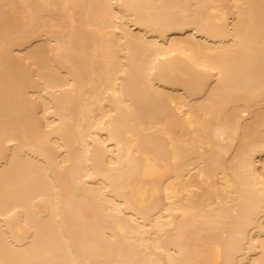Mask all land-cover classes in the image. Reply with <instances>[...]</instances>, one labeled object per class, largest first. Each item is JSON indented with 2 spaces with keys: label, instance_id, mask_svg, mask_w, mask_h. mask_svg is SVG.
<instances>
[{
  "label": "bare ground",
  "instance_id": "obj_1",
  "mask_svg": "<svg viewBox=\"0 0 264 264\" xmlns=\"http://www.w3.org/2000/svg\"><path fill=\"white\" fill-rule=\"evenodd\" d=\"M0 264H264V0H0Z\"/></svg>",
  "mask_w": 264,
  "mask_h": 264
}]
</instances>
